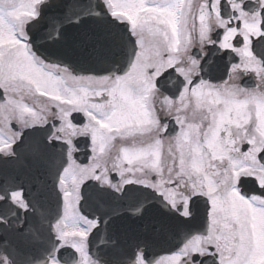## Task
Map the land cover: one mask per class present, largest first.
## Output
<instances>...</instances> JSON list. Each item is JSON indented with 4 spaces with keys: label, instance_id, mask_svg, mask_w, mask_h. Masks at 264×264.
Wrapping results in <instances>:
<instances>
[{
    "label": "flooded vegetation",
    "instance_id": "af4514ba",
    "mask_svg": "<svg viewBox=\"0 0 264 264\" xmlns=\"http://www.w3.org/2000/svg\"><path fill=\"white\" fill-rule=\"evenodd\" d=\"M43 1L0 0V37L9 38L3 46L0 45V57H3L7 69L0 76L1 97H4L0 102V139L6 140L0 145V153L4 156L12 155L15 143L27 129L43 126L54 120L59 121L52 138L69 144L68 158L70 166L71 163L75 165L76 174L72 182H67L63 175L58 182V189L63 195V214L52 226L57 243L54 256L49 258L47 264H101L89 254V236L98 221L88 219L78 207L82 184L86 180L94 179L101 186L120 192L127 183H139L143 179L127 172L126 164L122 166L118 159L110 162L114 157L106 159L92 145L90 148H83L84 151H90L87 165H79L74 161L76 155H79V149L73 141L82 137L92 142L99 131L94 122L89 129L74 125L68 127L63 105L54 100L50 101L47 96L35 90L34 86L41 87L43 71L34 60L28 42L27 25L34 19V9L37 10V16ZM131 1L129 8L137 9V14H134L137 17L136 24L131 25L132 32L139 48L146 55H158L165 64L173 56L176 58L171 38L176 32L177 11L182 4L185 25L183 46L186 49L183 54L186 55L195 46L202 49L212 43L213 33L221 31L220 46L235 50L241 58L240 65L230 71L229 78L240 83L243 75L240 66L250 65L249 72L256 84L252 89L253 94L259 100H264V68L262 61L253 55L251 49L252 39L264 35L261 29L264 0ZM224 1L230 7L226 12L230 14L229 17L221 9ZM193 23L201 24L200 32L198 27L194 28ZM236 35H241L244 40L240 48L232 45V39ZM173 66L178 70L184 67L177 63ZM151 67L155 66L151 64ZM168 106L169 109L166 106L163 109L157 106L155 117L159 123L154 125V129L164 130L166 122L163 120L175 117L176 105ZM259 121L263 125L262 118H255V125L258 126ZM257 126L250 127L248 136L233 133L234 139H231L227 148L229 158L209 160L204 169L211 175L206 178L183 174L178 157L167 159L164 173L173 181L174 186L180 184L208 198L207 231L193 237L178 252L164 254L153 262H149L142 252H138L134 261L126 264H248L250 258L256 257L264 261V191L261 190L264 188V163L259 158L260 150L264 147V136L262 127ZM174 146L171 141L170 147L175 149ZM205 154L211 155V152L206 149ZM89 167L94 169L86 177H82L81 170ZM183 167L186 168L185 165ZM244 177L250 178V196H245L239 186L241 178ZM151 179L154 180L155 177ZM170 198L174 200L172 194ZM3 199L0 193V204ZM10 201L16 208L15 213L3 217L0 208V229L21 228L25 223V213L33 211L21 190L11 192ZM65 247L76 251L74 259L59 254ZM193 257L198 259L193 260ZM0 264L13 263L5 253H1Z\"/></svg>",
    "mask_w": 264,
    "mask_h": 264
},
{
    "label": "water",
    "instance_id": "95a60500",
    "mask_svg": "<svg viewBox=\"0 0 264 264\" xmlns=\"http://www.w3.org/2000/svg\"><path fill=\"white\" fill-rule=\"evenodd\" d=\"M29 31L33 48L41 57L48 62L68 66L76 74L111 75L115 72L124 74L129 70L136 53L135 41L130 36L127 26L111 19L100 0H51L42 7L39 19L30 24ZM97 51L103 55L98 56ZM255 51L264 59L260 44H257ZM218 52L216 50L210 53L208 63L203 64L202 69L204 78L216 82L226 79L229 65L233 62L227 58V55H217ZM176 78L173 71H168L159 78V85L165 91L167 87L172 89L168 92L175 96L179 88L174 84ZM173 129L170 128L169 131ZM50 133L49 128L30 130L25 133L16 147V157L10 159L0 157L1 188L4 194L8 195L7 190L17 189L9 185L11 180L32 181L30 177L39 178V175L44 176V182L54 190L60 173L67 165V158L64 146L48 143L47 138ZM35 143L38 144L37 147H30ZM262 159H264V154ZM36 168H38L37 171ZM96 191L106 194H99L97 197ZM84 192V200L81 203L82 211L90 217L99 214L104 218L90 242L91 253L103 263L117 264L118 260L122 259L119 254L114 256L109 250L111 247V242L108 241L110 231L116 234L113 236L114 239L121 240L117 228L111 224L110 215L112 212L120 214L118 206L122 208L121 212L127 211L129 201H133V192L145 194L144 197H140L142 200L150 197L153 201L148 207L146 206L147 209L143 216L130 218L131 213L125 212L121 218H129L130 227L142 228L151 224L156 215L159 221L168 226V232L163 233L166 229H163L161 224L153 228V234L160 233L156 241L166 243L158 249L155 247L160 243L153 242L152 235L131 236L129 240L123 241V244L117 245V248L125 250L126 256L131 257L135 255L133 253L135 249L146 247L147 258L157 257L164 253L167 244L175 240L174 245H181L199 231L196 225L194 227L191 224V220L178 217L161 199L154 197V194L147 189L128 187L124 194L119 196L108 190H101L95 183L89 182L85 185ZM96 197L100 204L94 202ZM54 198L56 199V210L53 220L58 218L60 212V200L57 195H54ZM52 201L53 198L50 197L48 203L51 204ZM193 202H195L192 205L195 212L194 221L199 218L205 220L204 209L203 213H198L201 200ZM136 207L135 205V211H137ZM8 210H10L9 207ZM51 214L53 212L48 215ZM53 220L49 219V222L46 221L43 224V228H38L41 239L42 236L48 239V228ZM29 222L32 226L34 219H30ZM174 224H177L176 228H172ZM1 231L4 233L5 229ZM2 236L0 237V253H7L14 264H41L46 261L49 250H52L50 244L45 248L41 241L36 244V241H28L12 234L9 237ZM101 237L105 240L100 241Z\"/></svg>",
    "mask_w": 264,
    "mask_h": 264
},
{
    "label": "rangeland",
    "instance_id": "374dc122",
    "mask_svg": "<svg viewBox=\"0 0 264 264\" xmlns=\"http://www.w3.org/2000/svg\"><path fill=\"white\" fill-rule=\"evenodd\" d=\"M104 1L108 3L113 1L112 3L117 6L116 12L118 14L122 12L132 21V25L136 24L133 20L137 18L136 15L134 16V14H137V9L129 8L132 4L131 0ZM36 13L37 10L34 9V19L36 18ZM198 30L200 32L201 25L198 26ZM3 38L5 37H0L1 46L9 39ZM174 39L175 35L172 36L171 43ZM177 42L178 48L181 47L182 39L177 40ZM173 44L176 45V41ZM151 57L152 55L148 56L144 53V50L140 49L128 75L129 78L117 76L113 80L107 77H76L72 74H69L70 76L66 73L59 74L55 69L44 64L42 65L44 76L41 87H34L38 92L62 102L61 104L64 107L65 116L68 120V127L73 126L70 122V115L76 111L82 112L87 120H89L84 125L85 128L89 129L93 125L91 124L92 122H94L95 126L97 125L96 127L101 125L99 145L105 149L109 142L108 136L111 134L109 136L111 139L112 135H114L112 132H116L115 135H117L118 132H123L124 130H142L155 122L151 109V93L156 90L155 79L161 73L162 68L166 69L168 66L173 65L176 60H169L168 64H165L164 61L162 62V58L157 56V59L161 61V67L155 68L151 67ZM3 62V57H0V76L7 71ZM180 72L184 74L183 70ZM143 80L146 81V84ZM209 85L216 87L213 84ZM149 89L152 91H149ZM192 92L198 103L206 104L208 109L214 110L213 121L206 133H201V135L204 134L203 137L194 135L190 129H182L179 134V141L182 149H184H181V157H186L189 151L188 167L190 171L195 174H202L204 172L202 176L206 177V175H211V173L204 170L207 164L205 150L207 149L211 152L213 157L221 159L229 158L227 148L232 139L231 128L246 125L252 117L264 120V100H259L255 97L237 98L235 96H225L218 89L208 86L205 82L196 85L192 89ZM89 118H92V120ZM178 122L180 123L179 119ZM258 125L260 127V123ZM261 126L264 136V123ZM194 131L195 134L199 133L198 130ZM4 142L6 140L0 139V145ZM94 150L97 153L99 152L96 145H94ZM160 154L161 147L157 144L148 148L128 149L127 152L123 153L122 158L127 163L134 164L126 165V170L135 175V173H140L141 171V165L137 164L146 165L155 171H159ZM212 156L208 155V162L213 158ZM125 161L119 159L118 163L123 166L125 165ZM93 169L94 167L83 169L80 174L82 177H86ZM74 170H69L66 174V178L70 182H72ZM144 183L154 187L164 195L170 196L171 191L165 189L161 181L156 183L145 181ZM175 198L178 201L181 200L176 196ZM176 203L179 202L176 201ZM263 262L262 258L256 257L250 258L248 264H263Z\"/></svg>",
    "mask_w": 264,
    "mask_h": 264
},
{
    "label": "snow or ice",
    "instance_id": "6c2138e0",
    "mask_svg": "<svg viewBox=\"0 0 264 264\" xmlns=\"http://www.w3.org/2000/svg\"><path fill=\"white\" fill-rule=\"evenodd\" d=\"M258 43L261 46V52H264V40H260V41H258ZM97 55L102 56L103 54L100 53L99 51H97ZM196 259H198V257H193V260H196Z\"/></svg>",
    "mask_w": 264,
    "mask_h": 264
},
{
    "label": "trees",
    "instance_id": "16d2710c",
    "mask_svg": "<svg viewBox=\"0 0 264 264\" xmlns=\"http://www.w3.org/2000/svg\"><path fill=\"white\" fill-rule=\"evenodd\" d=\"M152 131V134L155 136V135H157L156 134V131L153 129V130H151Z\"/></svg>",
    "mask_w": 264,
    "mask_h": 264
}]
</instances>
